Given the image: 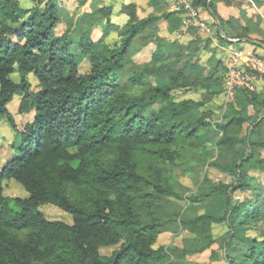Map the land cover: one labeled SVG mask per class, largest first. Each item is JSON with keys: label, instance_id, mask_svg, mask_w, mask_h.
<instances>
[{"label": "trees", "instance_id": "obj_1", "mask_svg": "<svg viewBox=\"0 0 264 264\" xmlns=\"http://www.w3.org/2000/svg\"><path fill=\"white\" fill-rule=\"evenodd\" d=\"M215 1L211 7L220 16ZM193 6L208 11V0H193ZM136 9L134 3L122 6L129 20L120 29V42L112 45L105 38L119 25L111 20L93 41L89 31L78 36L72 27L56 33L61 22L57 0H38L30 9L20 0H0V118L7 116L17 129L8 109L15 95L21 96L19 112L34 114L18 131L15 154L0 170V264H193L187 256L218 241L227 264H264V185L257 186L250 174L252 168L264 171V109L257 107L262 114L252 115L248 110L250 104L264 106V95L237 88L235 100L222 103V120L212 122L211 100L227 90L224 62L212 55L204 72L197 59L212 41L196 36L182 45L177 36L169 40L171 51L160 52L161 36L153 28L160 17L138 19ZM177 11L161 14L174 36L183 33ZM96 13H85L76 29L83 18L90 19L91 29L99 28L93 22ZM220 18L224 29L229 26L228 37H249L247 26L240 32ZM215 24L219 40L232 44ZM138 38L143 44L158 41L150 63L131 58ZM84 58L90 63L86 73L80 72ZM16 72L19 80L12 77ZM148 76L170 81L152 85ZM190 87L207 98L178 100L175 92ZM245 123L249 126L242 134ZM212 131L221 133L210 163L234 179L216 184L206 175L202 184L209 186L187 198L197 203L205 195H224L218 220L227 231L216 239L215 217L191 216L188 207L174 201L184 198L174 189L175 166L200 133ZM6 178L21 183L29 197L6 196ZM238 191L253 196L235 199ZM46 203L71 213L73 222L48 220L40 210ZM170 228L187 233L184 245H157ZM113 246L111 254H102V248Z\"/></svg>", "mask_w": 264, "mask_h": 264}, {"label": "rangeland", "instance_id": "obj_2", "mask_svg": "<svg viewBox=\"0 0 264 264\" xmlns=\"http://www.w3.org/2000/svg\"><path fill=\"white\" fill-rule=\"evenodd\" d=\"M61 6V22L58 24L56 28V33L61 34L67 28L72 27L76 30V34L80 36L84 34L85 31H89L88 37L93 41L98 40L103 36V30L105 29V23L108 20H111L114 24L119 25V29L111 28V32L106 36V41L111 42L110 44L116 45L120 42V29H123V26L129 20V16L126 13L121 11L122 6L125 3L130 1H135L137 5V17L138 19H142L149 16H158L160 19L154 23L153 28L155 29L156 36H161L159 40V45L161 47L160 52L165 50L167 52L171 51L172 43L169 40L175 39V37L180 38V42L182 45H187L189 42V37L185 34L191 33L194 37L200 36L202 39H210L213 41L217 40L218 45L216 48L213 47V43L210 49H203L197 57L199 59L201 65L205 69L210 68L211 65L208 60L212 55L221 59V62L227 67V71L225 73L226 77V87L228 84H234L235 80L243 81L242 75H250L251 79L249 82L245 81V87H252L251 90H256L260 92V94L264 95V70L258 71L255 70V73L252 72V67L248 66L246 62V56L252 58L256 57L261 59L264 62V48L256 47V52H244L242 50H250L252 46H249L246 42H239L238 44H229V49H242L236 50L238 53L243 54V59L239 58L234 54L236 51H229L230 55L227 57L224 54L223 48L227 46V44L221 42L217 36V25L215 24V18L209 13L207 10H197L196 15L190 16L193 13L191 9H188V3L192 6L193 1L191 0H57ZM224 2H228L229 0H223ZM232 1V0H230ZM21 6L25 9H30L38 3V0H20ZM216 3V1H215ZM235 3L238 5L240 10L245 8L246 14H250V16H245V19H241L240 17L230 16L228 19L230 22V26L234 27L241 32L239 29H244L243 26H247L246 28L250 30V36L254 32H261L260 35L254 34L252 36H256L259 40L264 44V0H235ZM253 3L258 7L254 6ZM44 4L42 3V6ZM244 6V7H243ZM194 8V6H193ZM100 9H104L100 13ZM109 13H108V11ZM178 10L177 13L181 17L182 16V26L179 28L180 31L184 32V35L181 32L176 36L170 33L168 30V21L165 18H162L161 14L166 13L168 11ZM195 10V8H194ZM97 12L95 19L93 22H98L99 28L90 27V19L83 18L82 26H79V30L76 29V22L81 19V17L85 13H93ZM139 15V16H138ZM108 16H110L108 18ZM222 17V16H221ZM243 18V16L241 15ZM108 19V20H107ZM191 26L190 29H188ZM78 28V27H77ZM219 28V27H218ZM229 30V26H226L223 30ZM220 30V29H219ZM221 32V31H220ZM226 32V31H225ZM178 34V35H177ZM222 35V34H221ZM77 36V35H76ZM261 37V38H260ZM230 38V37H229ZM162 39V41H161ZM233 39V38H231ZM143 38H138L134 47H132V60L137 64H146L150 63L152 60V55L156 48H158V41L147 40L146 44L142 43ZM263 40V41H262ZM214 42V41H213ZM202 45L204 44L201 43ZM254 48V47H252ZM236 64L234 69L240 70L242 75L238 74L233 80L232 72L237 70H231V65ZM90 69V63L88 59L84 58L82 63L80 64V72L86 73ZM254 70V69H253ZM238 72V71H237ZM12 77L16 80L18 79L17 72L12 74ZM256 78V79H255ZM30 80L32 83V89L37 90L39 88L37 78L31 74ZM147 80L152 85H166L169 83V79H162L160 77H147ZM243 81V83H244ZM228 83V84H227ZM248 85H247V84ZM263 84V87L261 86ZM237 86V85H236ZM244 86V85H243ZM242 86H237L234 89V96L230 97L228 93V89L224 92L220 93L219 96L212 98V105L209 106V112L213 115L211 119L212 122L221 121L223 118V114L225 108L222 107L223 102H231L236 98L237 88ZM176 97L179 99L185 98H193V99H201L207 98L201 94V92L197 91L196 88L190 87L186 89H179L175 92ZM261 100V98L259 99ZM21 102V96L15 95L13 100L9 102L8 109L12 116L15 119L17 129H15L7 116H2L0 118V163L7 158L3 153L6 149H10V146L17 145L21 139V133L18 131H23L28 122L32 121L34 114L33 111L30 113H20L19 107ZM162 105V102L159 101L155 104V108L159 109ZM254 104L248 105L249 113L252 114H262L261 112L264 109L260 103L258 106ZM226 107V105H225ZM257 107H260L261 112H257ZM249 123H245L242 134L247 132V128ZM221 133V132H220ZM217 131L212 132H203L200 133L199 136L195 139L194 145H191L189 150H186L184 153V158L180 161V165L175 166L174 170V189L177 192H181L184 196L183 199L176 197L174 199L180 207L182 205L183 208L188 207V214L191 216L197 215V213L210 214L215 219H212V235L213 238L216 239L222 236L227 228L224 223H221L218 219L223 216V209L220 207L221 202H224V195L213 194V195H205L200 201L197 203H192L191 200L187 198L189 195H195L199 193L200 189H205L209 186V183H205V186L202 184V179L204 176H208L210 180L216 184L225 183L231 184L234 175L229 173L227 170H224L220 167L212 165L210 162L213 161L217 156V144L216 140L218 138ZM12 140L13 144L9 141ZM15 140V141H14ZM264 156V151L262 152ZM15 149L13 150L10 159L14 156ZM3 164V163H2ZM4 166V164H3ZM2 166V167H3ZM1 167V168H2ZM0 168V170H1ZM250 174L255 177L256 185L263 186L264 185V171L258 170L256 168H252L250 170ZM201 185V187H200ZM4 194L8 197H18V198H27L29 197V193L23 187L21 183H19L14 178H6L4 180ZM253 196L252 192H236L234 194L235 199L245 200L249 199L248 197ZM179 209V207H178ZM40 210L44 213L46 218L50 221H63L66 223L73 222V216L71 213L63 210L62 208L51 204L46 203L40 206ZM175 224H173V227ZM175 228H170V230L162 232L158 237L157 245L165 244V245H184V238L187 233L181 232L179 234L174 233ZM253 236H257L258 230H252L250 232ZM194 234H188V237H193ZM117 246L113 247H104L101 249L102 254H111V252L116 249ZM187 260L189 263L193 264H227L225 260V249L222 242H216L211 248L207 249L203 253H197L195 255L187 256Z\"/></svg>", "mask_w": 264, "mask_h": 264}, {"label": "crops", "instance_id": "obj_3", "mask_svg": "<svg viewBox=\"0 0 264 264\" xmlns=\"http://www.w3.org/2000/svg\"><path fill=\"white\" fill-rule=\"evenodd\" d=\"M191 1H193V0H191ZM128 3H134L135 5H136V2L135 1H130V2H128ZM125 4H127V3H125ZM124 4V5H125ZM215 5H216V10H217V13L220 15V16H222L224 19H228L230 16H233V17H240L241 19H245V16H250V14L248 13V14H246V12H245V8H243V10H240L239 9V7H238V5L235 3V0H232V1H228V2H224L223 0H216V3H215ZM253 5L254 6H256L254 3H253ZM136 7H137V5H136ZM244 7V6H243ZM257 7V6H256ZM258 8V7H257ZM122 9V8H121ZM197 10H199V9H197ZM241 15L243 16V18L241 17ZM190 29V28H189ZM230 32V31H229ZM181 34H183L184 35V32L183 33H181ZM254 34H258V35H260L261 34V32H259V31H257V32H254L252 35H254ZM187 35V37H189V41H191V40H193L195 37L191 34V33H188V34H185V36ZM250 36L249 35V37L248 38H251V39H254V40H256V41H259V42H261L260 40H259V38H257L256 36ZM261 38V37H260ZM233 39H235V38H233ZM214 41V42H213ZM212 41V43H213V47L214 48H216V46L218 45V42H217V40L216 39H214ZM233 43L232 44H238L239 43V41H232ZM241 42V41H240ZM242 42H246V43H248L249 44V46H252V47H254V48H250V50H248V51H246V50H242V49H229V44H227V46L225 47V48H223V49H225L224 50V54L227 56V57H229V55H230V53H229V51H236V50H242V51H244V52H252V53H254V51L256 50V47H262V46H260V45H256V44H254V43H252V42H248V41H242ZM262 43V42H261ZM203 51V50H202ZM256 52V51H255ZM256 79V78H255ZM264 80V79H263ZM261 86L263 87V84H261ZM11 143H12V140H9ZM13 147H11L10 146V149H6L3 153H5V155L4 156H7V158H5V159H3L4 160V162L2 161L1 163H0V168L3 166V164H5L9 159H10V156L12 155V153H13ZM3 163V164H2Z\"/></svg>", "mask_w": 264, "mask_h": 264}, {"label": "built area", "instance_id": "obj_4", "mask_svg": "<svg viewBox=\"0 0 264 264\" xmlns=\"http://www.w3.org/2000/svg\"><path fill=\"white\" fill-rule=\"evenodd\" d=\"M188 9H191L192 11H193V13L192 14H190V16H195L196 15V13H197V11H196V9L194 10V8H193V5L191 6L189 3H188ZM239 51H236L234 54H236V56H238L239 58H242L243 59V54H240V53H238ZM246 62H247V64H248V66H250V67H252L254 70H258V71H263L264 70V62L261 60V59H258V58H256V57H252V58H250V57H248V56H246ZM233 64V63H232ZM237 64V63H236ZM236 64H233V65H231V70H233L234 69V67L233 66H235ZM234 70H237V69H234ZM238 71V72H237ZM236 71V73L235 72H232V75H233V80H234V78L236 77V75H238V74H240V75H242L241 73V71L240 70H237ZM239 78H243V81L244 80H247L248 82L250 81V80H252L251 79V77H250V75H242V77H239ZM243 81H240V80H235L234 81V84H232V83H230V84H228V87H227V89H228V93H229V96L230 97H232V96H234V89H235V87H237V86H246L245 85V81H244V83H243ZM247 84V83H246ZM237 85V86H236ZM248 85V84H247ZM248 87V86H247ZM249 88H252V87H249Z\"/></svg>", "mask_w": 264, "mask_h": 264}, {"label": "water", "instance_id": "obj_5", "mask_svg": "<svg viewBox=\"0 0 264 264\" xmlns=\"http://www.w3.org/2000/svg\"><path fill=\"white\" fill-rule=\"evenodd\" d=\"M208 11H209V13L215 18V20H216V22H217V24H218V27H219V29H220V31H221V34H222V36L223 37H225L227 40H229V41H248V42H252V43H254V44H256V45H260V46H262L263 48H264V44L263 43H261V42H259V41H256V40H254V39H251V38H248V37H243V38H238V39H231V38H229L227 35H226V33H225V31L223 30V22H222V19L220 18V16H218L215 12H214V10L212 9V7H211V0H208Z\"/></svg>", "mask_w": 264, "mask_h": 264}]
</instances>
